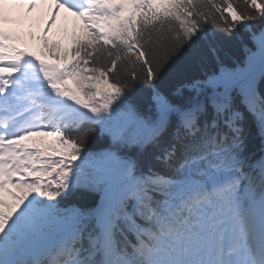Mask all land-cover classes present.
Masks as SVG:
<instances>
[{
	"label": "snow or ice",
	"instance_id": "6c2138e0",
	"mask_svg": "<svg viewBox=\"0 0 264 264\" xmlns=\"http://www.w3.org/2000/svg\"><path fill=\"white\" fill-rule=\"evenodd\" d=\"M51 3L38 54L0 0V264H264V0Z\"/></svg>",
	"mask_w": 264,
	"mask_h": 264
},
{
	"label": "trees",
	"instance_id": "16d2710c",
	"mask_svg": "<svg viewBox=\"0 0 264 264\" xmlns=\"http://www.w3.org/2000/svg\"><path fill=\"white\" fill-rule=\"evenodd\" d=\"M226 52L228 53V59L229 60H232V61H234L237 57H239V58H243V56H244V53H243V51L242 50H239V49H237V48H235V47H233V48H231V49H227L226 48ZM193 71H195V69H193ZM103 141H102V138H97V140L96 141H94V143H102ZM258 141H254V144L258 147ZM94 150V149H93ZM151 156H152V154H151V152H149V154H148V157H147V161L146 162H150V163H154V161L152 160V158H151Z\"/></svg>",
	"mask_w": 264,
	"mask_h": 264
},
{
	"label": "bare ground",
	"instance_id": "6f19581e",
	"mask_svg": "<svg viewBox=\"0 0 264 264\" xmlns=\"http://www.w3.org/2000/svg\"><path fill=\"white\" fill-rule=\"evenodd\" d=\"M43 29L44 27L39 22L34 21L29 24V30L34 34L40 33Z\"/></svg>",
	"mask_w": 264,
	"mask_h": 264
},
{
	"label": "rangeland",
	"instance_id": "374dc122",
	"mask_svg": "<svg viewBox=\"0 0 264 264\" xmlns=\"http://www.w3.org/2000/svg\"><path fill=\"white\" fill-rule=\"evenodd\" d=\"M39 7H40V4L36 5V7L33 9V11L31 13H36V9H39ZM26 14L31 16L30 13H28V12ZM35 15H37V13Z\"/></svg>",
	"mask_w": 264,
	"mask_h": 264
}]
</instances>
